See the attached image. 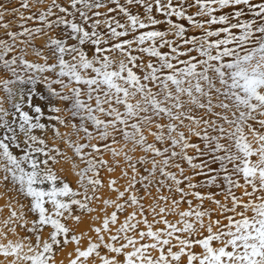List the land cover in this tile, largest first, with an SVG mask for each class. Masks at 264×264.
<instances>
[{
	"label": "snow or ice",
	"instance_id": "6c2138e0",
	"mask_svg": "<svg viewBox=\"0 0 264 264\" xmlns=\"http://www.w3.org/2000/svg\"><path fill=\"white\" fill-rule=\"evenodd\" d=\"M0 264H264V0H0Z\"/></svg>",
	"mask_w": 264,
	"mask_h": 264
}]
</instances>
